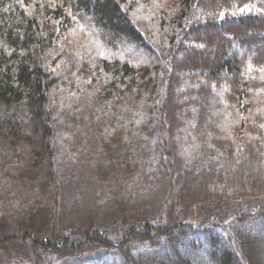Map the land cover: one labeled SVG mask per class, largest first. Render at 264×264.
<instances>
[{"label":"trees","instance_id":"16d2710c","mask_svg":"<svg viewBox=\"0 0 264 264\" xmlns=\"http://www.w3.org/2000/svg\"><path fill=\"white\" fill-rule=\"evenodd\" d=\"M5 247L264 263V0H0Z\"/></svg>","mask_w":264,"mask_h":264},{"label":"rangeland","instance_id":"374dc122","mask_svg":"<svg viewBox=\"0 0 264 264\" xmlns=\"http://www.w3.org/2000/svg\"><path fill=\"white\" fill-rule=\"evenodd\" d=\"M217 31L219 32L220 30H217ZM217 53H218L217 51H214V52L212 51L209 57V60L211 62L212 60L216 59ZM86 206L87 207L85 211L83 212V214L85 217H88L93 212V210H95L94 202L92 201L91 203L86 204ZM177 209H178V214H179V216L177 217L178 221H184L185 223L195 224V223H198L202 219V215L200 214L201 213L200 211L189 209V208L188 209L181 208V207H178ZM18 257L24 258L22 255H19V254L16 255V251H14L13 248L11 247L0 248V264H16V262L14 261H15V258H18ZM261 264H264L263 260L261 261Z\"/></svg>","mask_w":264,"mask_h":264}]
</instances>
